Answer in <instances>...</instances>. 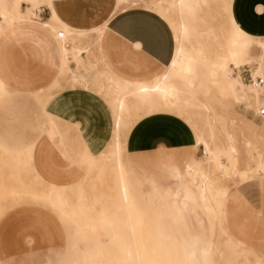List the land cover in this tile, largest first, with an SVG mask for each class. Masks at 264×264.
<instances>
[{
    "label": "bare ground",
    "instance_id": "6f19581e",
    "mask_svg": "<svg viewBox=\"0 0 264 264\" xmlns=\"http://www.w3.org/2000/svg\"><path fill=\"white\" fill-rule=\"evenodd\" d=\"M137 1L116 0L113 16L136 8ZM227 3L228 0H154L143 5L156 11L163 19L171 15L168 27L172 30L176 47L167 64L168 72L152 73L148 77L151 78L149 83L139 78L115 81L112 76L118 75L106 64L111 73L105 101L112 114V134L106 148L98 155H89L87 148L83 153H76L72 145L63 144L55 122L47 121L49 128L44 130L43 137L50 141L58 139L64 149L60 154L75 166H85L86 176L80 184L75 181L65 185L51 183L42 177L35 165H31L40 140L23 151L1 149L0 187L6 188L4 170L13 173V176L25 172L31 175L29 180L35 181L39 188L38 192L27 194L40 197L56 212L62 238L67 245V253L60 259L62 264H166L161 258L158 226H153L149 232L147 245L143 239L142 224L154 207L168 199L173 200L171 211L174 214L178 215L180 206L184 209L193 205L210 223L212 237L215 234L226 235L222 227L223 203L231 194L228 195L223 183L219 185L217 177H237L240 181H249L264 172V164H258L252 155L249 156L255 166L240 169L239 151L229 130L237 123L236 118L231 116L235 106L252 101L257 113L262 109L258 105L264 101V84H242L230 74V67L255 59L264 81V42L251 41L244 36L229 18ZM42 6L50 7L51 0L0 1V37L16 24L33 22L36 10ZM202 8L205 14L200 16ZM40 25L57 41L61 55L60 75H70L72 86H83L80 78L70 70L68 57L81 59V54L89 56V49L83 48L87 41H84V36L89 33L73 31L55 14ZM91 31L103 41L107 22ZM60 32L63 33L62 39L57 38ZM73 35L75 38L70 44L68 38ZM4 93L5 87L0 81V96ZM140 111L146 115L160 112L181 119L195 136V149L202 146L204 155L190 160L182 169L172 167L168 173L169 180L164 184L137 172L131 175L126 143L130 125L142 118H138ZM244 122L249 131L257 127L252 121ZM254 144L250 139L245 142L249 150L253 149L252 152L256 150ZM222 156L226 158V163L222 162ZM257 156L263 160L261 154ZM19 178L16 179L23 192L33 189L32 183L21 182ZM100 179L114 180L116 191L104 192V187L98 184ZM143 186L150 190L143 192ZM37 222L40 223L37 228L41 229V241L50 250L52 236L49 228L42 221ZM72 225L73 234L69 231ZM84 233L97 238V247L94 251L83 252L78 259L75 258L77 255H73L77 253V242ZM106 246L110 248V256L99 257ZM223 246V249L215 251L219 264H246L240 263L245 255L243 243L232 242L228 238ZM195 252L193 247L182 249L184 261L194 260ZM254 264H260L259 260L255 258Z\"/></svg>",
    "mask_w": 264,
    "mask_h": 264
},
{
    "label": "crops",
    "instance_id": "0c3cea01",
    "mask_svg": "<svg viewBox=\"0 0 264 264\" xmlns=\"http://www.w3.org/2000/svg\"><path fill=\"white\" fill-rule=\"evenodd\" d=\"M145 2L113 16L116 0H51L50 7H41L39 20L44 22L55 14L75 32H89L107 22L101 51L95 45L89 51L100 56L121 78L145 79L166 66L174 51L171 30L158 15L142 7ZM227 9L245 37L263 42L251 36L264 37V0H228ZM35 24H16L0 37V81L5 87L0 96V145L23 150L40 140L34 152L36 169L45 180L65 185L78 180L82 171L43 137L45 112L61 121L64 128L74 126L70 134L73 143L79 142L92 156L109 143L112 116L93 91L60 82L57 41L52 33ZM89 34L93 41L95 35ZM69 68L75 70V64L71 62ZM65 76L69 79L70 75ZM195 146L192 130L181 119L155 114L134 126L126 151L138 174L165 182L172 167L182 169L190 160L201 157L202 147L197 150ZM253 179L231 189L226 225L235 241L264 247V186L251 183ZM224 216L223 210V221Z\"/></svg>",
    "mask_w": 264,
    "mask_h": 264
},
{
    "label": "rangeland",
    "instance_id": "374dc122",
    "mask_svg": "<svg viewBox=\"0 0 264 264\" xmlns=\"http://www.w3.org/2000/svg\"><path fill=\"white\" fill-rule=\"evenodd\" d=\"M147 1L148 2H145V4L146 3L150 4L151 1L154 0H147ZM137 3H142V0H138ZM145 9L152 11L153 13L158 15L165 23L167 22L166 24L169 26V19L172 18L171 15H167L165 17L167 19H163L161 15L158 14L156 11L149 8H145ZM41 10H42L41 7L36 10L35 12L36 16L34 17L33 22H31L30 24L36 25L35 22H37L40 25L42 23L39 20V16H40L39 13L41 12ZM204 14H205V9L202 8L199 11V15L202 16ZM44 16L45 15L41 14V17ZM88 33H93L95 35L94 36L95 38L92 41L90 34L84 36V41L85 40L87 41H85L86 43L84 44L83 48L90 49L91 46L95 45L98 51H101L102 41L97 38V35L93 31L91 32L89 31ZM251 37L264 39V37H254V36ZM74 38H75L74 35L73 37L71 36L68 38L70 44H72ZM175 47H176V43H174V48ZM88 54H89L88 57L86 56V54H81V59H73L71 58V56H69L68 57L69 64L71 62L75 64V70H71V69L70 70L80 78L81 83L83 84V86L80 87L93 91L96 95H98L103 99L104 103L109 108L108 104L105 101L106 99L105 91L107 87L110 85V82L108 81V77L111 76V73L106 68L107 65L106 63H104L103 59L100 56L97 57L90 51L88 52ZM155 72L159 74L167 73L168 65L160 67L159 70ZM230 74H232L233 77L238 79L242 84L244 83L245 85L248 86L255 85L251 83V77L252 78L258 76L260 77V72L258 70L255 59H247L243 61L241 64H239V66L237 67L231 66ZM112 77L115 81L122 82L124 80L119 75ZM66 78H67L66 76L64 77V75H61L59 80L60 82H62V80L67 81V85L71 88L75 87L71 85L70 76L69 79ZM125 80H129V79H125ZM144 81L149 83L151 82V78L149 79L145 78ZM102 86L103 89L101 90L100 88ZM62 88L63 87L60 86V89ZM48 99H50V97H48L47 100ZM45 102H42L43 107H45L46 105ZM258 107L264 108V101H261ZM45 114L47 118L46 122L49 120L55 122V125L57 126V130L60 133V136L62 137L63 144L72 145L73 146L72 149L76 153L85 152V148L84 147L82 148L79 142H76V144H74L71 139L72 137L70 134L72 133L71 131L74 126L69 125L68 128H64L63 126L64 124L61 121L55 119L52 115H50L47 112H45ZM155 114H163V113L153 112L150 115H146L143 111H140L138 113V118L141 116L142 118L136 120V122L133 125L131 124L130 129L132 130L134 126L142 119ZM231 116L235 117L237 122L236 126L232 127L229 130L231 137L233 138V142H235L234 144L239 151L240 169L244 170L247 168V166L250 167L255 166L254 161L250 159L251 155L254 156L255 161L258 164H264V117L258 116V113L252 101H249L247 103L245 102L235 106L233 111H231ZM242 119L244 121L247 120L252 121L257 127L249 131L247 129V124L244 121H242ZM45 127L49 128V126L47 127V125H45ZM233 128H234L233 130L234 132L232 131ZM248 139H250L252 143L255 142L254 147L256 148V150H254L253 152H252L253 149L249 150L245 145V142ZM51 142H53V144L56 146V148L59 149L60 152L64 150L59 145L58 139H55ZM1 149H5L10 152L26 150V149L12 150L0 145V156L3 153ZM258 153L263 156V160L258 158L257 156ZM221 160L223 163H226L227 161L226 158L223 156L221 157ZM31 165H35V164L31 163ZM76 166L78 167V169H80V171H82V176L75 181L76 184H80L85 179L86 168L85 166L81 167V165L79 164ZM129 171L130 174L133 176L134 174H136V171L133 169L132 165ZM30 177L31 175L26 174L25 172H20L17 174V176H13V173L10 174V172L4 170V179H5L6 188L4 186L0 187V264H62L60 259L61 257L66 255L67 245L65 244L62 238V229L60 228V223L56 219L57 217L56 212L49 204L43 202L40 197H33L30 194H27V192L32 193L39 191L38 190L39 188H37V186L35 185V181L32 180L31 182V180H29ZM16 178L22 180L21 182L32 183L31 185L33 189L24 190L23 192L19 188ZM217 179L219 180L218 182H220V184L218 183L219 185L223 183L224 184L223 187L227 188L228 195H230L232 188L249 184L248 181L245 180L240 181L237 177L222 178L218 176ZM161 182L164 184L167 181L165 182L161 181ZM104 183L106 185H104ZM251 183H256L264 186V172L261 176L254 178L253 181H251ZM98 184L101 185V187H104L103 188L104 192L116 191L115 190L116 183L112 179L110 180L100 179ZM149 190L150 189L148 187L143 186V192H148ZM10 192L14 194L12 193L10 194ZM228 200L229 198H226L223 203V210L225 216H224V221L222 223V227L225 229L226 232L225 236L223 235L219 236L218 234H215L212 237L210 235V230H209L210 223L208 222L207 218L203 215L202 211L193 205L189 206L188 208L186 207L184 209H181V211L177 216L176 214H174L173 211H171V204L173 200L168 199L165 200L162 204L154 207L145 217V220L142 224L143 225L142 233H143L144 242H146L148 245V241L150 240V237L148 236L149 232L153 230L152 229L153 226H158V232L160 233V242H161V258L163 262H166V264H219V261H217L218 255L215 253L216 249H223L224 248L223 244L228 238L231 239L232 242L236 240V237H234L229 232L226 225V204ZM38 220L42 221L49 228V231L52 236V243L50 246V250H48V248L41 241L42 233H41V229L39 227L37 228V226H39L40 224L37 222ZM69 231L70 233L73 234L74 231L73 225L71 226ZM243 245H244L243 249L245 251L244 253L245 255L244 258L240 260V263L254 264L256 258L257 260H259L260 264H264V247H253L245 244L244 242ZM96 247H97V238H95L93 234L84 233L81 240L77 242L76 245L77 253H75L73 257L77 255V257L75 258L79 259L80 257L83 256V252L94 251ZM190 247H193L196 250L194 255V260L184 261L182 257V249L189 250ZM208 249H211L209 253L206 254L203 253ZM109 250L110 248L108 246L104 247L99 257L110 256V254H108Z\"/></svg>",
    "mask_w": 264,
    "mask_h": 264
},
{
    "label": "built area",
    "instance_id": "2783aa9c",
    "mask_svg": "<svg viewBox=\"0 0 264 264\" xmlns=\"http://www.w3.org/2000/svg\"><path fill=\"white\" fill-rule=\"evenodd\" d=\"M0 1H2V0H0ZM57 38H58V39H62V38H63V33H61V32L58 33ZM249 77H250V76H249ZM251 83H252V84H255L256 86H263L264 81H263V79H262L261 77H255V78H252V77H251ZM258 116H259V117H264V108H262V109L260 110V112L258 113ZM201 154L204 155L203 148H202V150H201Z\"/></svg>",
    "mask_w": 264,
    "mask_h": 264
}]
</instances>
